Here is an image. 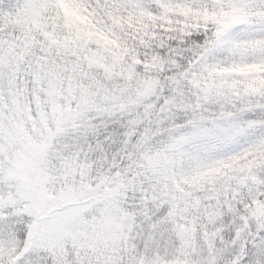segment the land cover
<instances>
[{
  "label": "snow or ice",
  "instance_id": "1",
  "mask_svg": "<svg viewBox=\"0 0 264 264\" xmlns=\"http://www.w3.org/2000/svg\"><path fill=\"white\" fill-rule=\"evenodd\" d=\"M0 264H264V0H0Z\"/></svg>",
  "mask_w": 264,
  "mask_h": 264
}]
</instances>
